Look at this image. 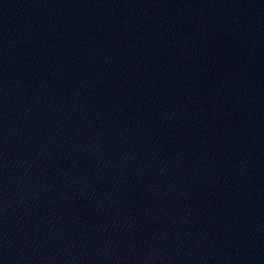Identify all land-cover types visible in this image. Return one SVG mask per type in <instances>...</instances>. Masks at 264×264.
Returning <instances> with one entry per match:
<instances>
[{"label":"water","instance_id":"1","mask_svg":"<svg viewBox=\"0 0 264 264\" xmlns=\"http://www.w3.org/2000/svg\"><path fill=\"white\" fill-rule=\"evenodd\" d=\"M0 264H264V0H0Z\"/></svg>","mask_w":264,"mask_h":264}]
</instances>
